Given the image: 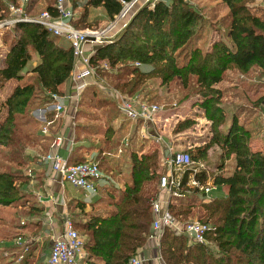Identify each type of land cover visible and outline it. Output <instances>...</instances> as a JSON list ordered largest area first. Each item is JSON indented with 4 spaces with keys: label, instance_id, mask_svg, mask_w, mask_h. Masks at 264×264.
I'll return each mask as SVG.
<instances>
[{
    "label": "trees",
    "instance_id": "trees-1",
    "mask_svg": "<svg viewBox=\"0 0 264 264\" xmlns=\"http://www.w3.org/2000/svg\"><path fill=\"white\" fill-rule=\"evenodd\" d=\"M79 1H73L71 12L82 9L80 17L69 20L76 30H96L100 22L90 18L94 10L99 9L101 18L109 23L122 10L118 0H86L83 4ZM253 1L219 0L227 13L219 24L213 22L218 25L215 32L219 39L209 50L201 46L209 25L202 0H157L153 6L147 3L141 7L118 36L106 39L90 56L95 80L129 97L142 92L150 79L159 80L160 86L179 81L182 89L191 88V93L196 94L199 100L195 105L211 122L210 141L188 153L194 161H207L209 150L218 148L221 164L214 184L225 187L227 192L207 204L191 201L168 207L179 222L198 220L209 225V231L205 234L206 244H198L165 228L158 242L163 264H264V153L251 150V132L239 125L236 118L224 126L222 94L215 88L229 70L244 76L258 70L260 76L264 75V8H249ZM54 2L45 10L56 18ZM14 3L9 0L5 6V0H0V21L10 18L7 7ZM30 9L31 4L25 8L27 14ZM13 32L16 37L10 43L5 67L0 70V89L9 81L16 82L0 104V209L24 200L17 183L25 181V150L43 139L32 113L51 106L50 94L59 93L58 88L69 78L75 61L70 44L38 23H17ZM32 54L38 57V63L28 70ZM103 64L109 69L105 70ZM89 91L93 98L98 89L86 87L81 99ZM97 102L114 109L118 118L119 111L112 100L100 98ZM53 116L54 113H45L47 121ZM193 125V121L185 120L177 124L173 133H182ZM105 135L111 148L113 128ZM229 160L233 164L225 174L223 164ZM84 161L80 155L70 156L67 164ZM157 170L156 151L140 156L131 152L129 177L116 200L114 194H109L108 212L87 217L83 212L85 204L76 206L80 217L85 216V221L72 219L73 228L85 237V264H128L144 248L151 234L152 202L159 192ZM28 258L22 264H34Z\"/></svg>",
    "mask_w": 264,
    "mask_h": 264
},
{
    "label": "crops",
    "instance_id": "crops-1",
    "mask_svg": "<svg viewBox=\"0 0 264 264\" xmlns=\"http://www.w3.org/2000/svg\"><path fill=\"white\" fill-rule=\"evenodd\" d=\"M52 1L53 0H42V2H44L42 10H45L46 6ZM18 2L19 0L15 1V3ZM35 2L36 4L34 5H42L41 0H36ZM256 2L262 5L264 4L262 0H256ZM200 3L203 4L205 2ZM143 6V4L138 6L136 10L130 15V19ZM29 15L34 17L38 15V13L33 14V12L30 11ZM76 15L77 12L74 13V19H76ZM130 19L125 21L118 20L116 25L109 31L110 35H112L109 38L104 39H113L118 36L122 29L128 24ZM111 23L108 22V26L106 28H109V25ZM105 40L101 44L107 42ZM101 44L95 42H86L83 46V52L85 53V56L90 57L95 49ZM32 56L33 59L28 65V70L36 66L38 63V57L35 54H32ZM76 66L77 69L83 68V65L79 61H76ZM257 80L259 81L257 82ZM94 81V77L87 78V87L90 85L94 87ZM11 82L15 81H9L8 84ZM100 83L102 84V87L100 89L104 90L103 82ZM72 87L73 86L70 78H68L65 83L59 86L58 95L62 97L70 96L73 93ZM145 88L148 87L146 86ZM215 88L222 94L223 108L225 112L224 126H228L231 119L236 118L239 125L244 126L251 132V150L253 152L264 153V77L262 79L260 78V72L258 70H253L247 76L241 75L235 70H231L225 73L224 78L215 85ZM232 90L236 91V94H234L232 97L230 95L226 96L228 91ZM104 91H106L107 94H110L111 91L115 90L110 89V92H108L107 90ZM143 91L135 94L134 96H137L142 100L146 98L149 103L152 102V98L149 99L148 97L143 95ZM10 93L6 96V98L10 95ZM109 99L112 100L118 108L117 102L113 98L109 97ZM238 101L239 103H241V101H243V103L245 102L244 106H240L236 109H232L230 106V110L232 109V111L229 112L230 110L227 109L228 105L230 103H236ZM74 102V100H62L63 105L67 109V117L56 118L54 115L51 121L46 120L45 114L42 121L38 120V117H35L39 123V128L42 134L41 138L43 139H41L40 143L36 146L27 148L25 150V155L28 157L27 164L22 168V173L25 177V181L17 183L19 189L24 195V200L21 203H18L16 206L0 209V256H8L9 253V256L7 257L8 260L4 257V260L6 259L7 263L10 262L11 264H22L26 256L29 255L27 261H34V264H39L40 262H42L43 264H47L46 258L49 254L51 238L61 234L64 231V221L66 219H68L72 224L73 217H80V212L78 211V209H76V206L78 204H85V209L83 212L87 215V217H90V215H104L106 212H108L111 208L109 206V194H114V199L116 200L119 195V191L123 189L124 183L129 177L131 152H137L138 156H140L141 154L148 155L153 151H156L158 155V177L161 173L166 172V167L162 165V159L169 154V142L165 141V139L162 137L163 134H160L159 132H162L160 128L161 125L164 122H168L170 119L165 118V120H163L164 116L159 117L160 113H158L155 116L153 123L149 124L148 126L149 128L147 138H143L140 134V121H131L124 118L118 108V118L121 120V122H124L127 125H121L120 122H116L114 135L120 133L122 134L123 138L121 139V143L118 148L111 151L115 150L116 152L113 154V156L116 157L118 155L117 157H120V154H118V150L120 149L122 153L123 149L129 147L130 152L126 163L127 170L125 172L126 175L124 174L125 178L123 180H120V183L115 185L112 181L116 175H121V173L118 174L116 171V173L113 174V172L109 171L110 173H108L107 175V173H105V168H101L102 178L97 182L96 192L84 193L82 190L76 189L70 184H68L69 187H66V181L61 180L58 174L53 175L51 165L48 162L42 161V157L51 152L58 153L62 158L66 159V161L70 158V156L78 157V155H80L83 158L86 156V153H84V149L82 147L81 149L78 148V146H80L81 144L74 140L76 135L75 128L73 129V127L70 126V112L74 109L73 107L76 106ZM197 107L199 108V110H202L198 105ZM203 117V120L196 121L190 118H181L180 120L176 121L175 127L178 123L185 120H191L194 123H201L202 121V128H205L206 126L209 127V135H207V137H209V140L207 142H209L212 138V133L210 131L211 122L207 120L204 112ZM43 127L47 129L46 133H43ZM166 132L169 133V130H167ZM184 132L178 134L173 133V135L174 137L178 135L183 136L182 134ZM58 135H62L64 141L62 146H60L59 148H55L54 139L55 136ZM206 143H203L197 147L202 148ZM154 144L160 145V148H158ZM191 147L192 146H189L185 150L190 148L189 150L191 151V149L193 148ZM108 154H110V152ZM85 161H88V159H85ZM199 162L205 165L214 184V177L216 173L211 174L209 168L206 166L207 161L199 160ZM28 171H31V173H28ZM214 187V190L211 191L208 197H205L201 192H198L197 190L188 189V191L185 193V197L177 201V203L181 202V204H186L188 202L195 201V203L198 202L200 204H207L216 197L224 196L220 192V186L215 185ZM159 193L160 190L158 192V195ZM166 200L167 195L162 194L161 201L163 209H166ZM19 236H21L26 241L28 251L23 255V259L18 262L17 256L21 253L22 247L15 246L14 240ZM32 239L35 241H32ZM45 241L48 245V254L46 255V257H42L40 253L41 248L43 247L42 244H44ZM155 250L156 255H154ZM84 253L86 255L85 250ZM137 256L142 260L143 264H159V261L157 259L159 256L158 242L156 240H148L144 248L138 251Z\"/></svg>",
    "mask_w": 264,
    "mask_h": 264
},
{
    "label": "built area",
    "instance_id": "built-area-1",
    "mask_svg": "<svg viewBox=\"0 0 264 264\" xmlns=\"http://www.w3.org/2000/svg\"><path fill=\"white\" fill-rule=\"evenodd\" d=\"M30 1L31 0H19L18 3L8 4L7 11L10 18L0 21V28L9 27V29H13L15 25L20 22H35L42 25L53 35L64 38L70 44L75 60L74 68L69 76L73 86V93L67 97H62L53 93L50 94L52 100L51 106H53L55 117L64 118L67 117V109L63 105L62 100H74V103L77 104L82 92L88 85L86 82L87 78L95 76V69L89 64L90 57L85 56L83 52L84 44L90 42L88 41V37L90 36L95 37V43L99 44L105 40V37L89 29L76 30L69 23V20L73 19L74 16L71 12V5L74 0H55L53 8L57 14L56 18L52 17L47 10H42L34 17L29 14L27 15L25 6H27ZM118 1L121 3L123 10L128 8L132 0L128 3L122 0ZM134 1L137 2L138 0ZM156 1L157 0H146L143 5L149 3L153 6ZM126 15L127 11L121 14L119 18L123 19ZM118 16L116 18H118ZM76 61H79L83 65L82 69H77ZM134 65L138 66V63ZM102 67L105 70L109 69L106 64H103ZM110 95L117 102L119 111L124 118L131 121H140V134L143 138H147L148 126L153 123L155 116L162 108L156 104L144 101L137 96L129 97L117 91H111ZM46 132L47 129L43 127V133ZM63 141L62 135L55 136L54 147L59 148L62 146ZM189 149L190 148L174 153L170 152L168 156L162 159V165L166 167V172L159 175L158 184L160 193L152 202L151 211L153 221L151 225V234L148 240H156L159 242L164 229L169 228L177 235L183 234L187 236L193 243L206 244L205 234L209 231V225L198 220H189L184 223L179 222L168 211V206L176 205L177 201L185 197V193L188 189L197 190L205 197H208L215 188L205 165L199 161H194L188 153ZM118 154H121L120 149L118 150ZM42 161L48 162L53 172H56L61 180L66 181L76 189L82 190L84 193L96 192L97 182L102 178L99 164L90 160L68 165L66 159L62 158L56 152H51L44 155ZM28 173H31V171H28ZM162 194L167 195V200L165 201L166 209H163L162 206ZM32 241L35 240L32 239ZM84 241L85 238L80 235L73 228L71 222L66 219L64 221V231L51 238V245L46 263L85 264L86 255L84 253ZM14 245L22 247V254L18 256L19 262L28 251V247L26 246V241L21 236L15 238ZM157 259L159 264H163L160 256H158ZM128 264L143 263L136 255L129 260Z\"/></svg>",
    "mask_w": 264,
    "mask_h": 264
},
{
    "label": "rangeland",
    "instance_id": "rangeland-1",
    "mask_svg": "<svg viewBox=\"0 0 264 264\" xmlns=\"http://www.w3.org/2000/svg\"><path fill=\"white\" fill-rule=\"evenodd\" d=\"M16 1V0H14ZM36 0H31L29 4H31V12L33 14H39L40 11L43 9V4L41 0L42 5H34L36 4ZM86 0H80L79 4H83ZM260 1V0H258ZM9 2V0H5V6ZM204 6L207 8L203 11V14L205 16L206 21L209 25L206 26L204 32L206 33L204 42L201 43L202 48L204 50H209L210 46L213 42L217 41L219 39L218 34L215 32V29L218 28L217 24H213V22H220L222 18L227 13V8L225 5L221 4L219 0H202ZM38 3V2H37ZM40 3V1H39ZM202 4V3H201ZM202 4V5H203ZM34 5V7H33ZM264 8V4L257 3L256 0L250 3L249 8H253L254 10ZM212 13H209V10ZM216 13H213L215 12ZM82 13V9L77 10L76 19L80 17ZM4 14H6L4 12ZM213 16H217L214 17ZM92 20L94 18H98L97 20L100 22L98 26H96V30H94L97 33H100L107 28V20H103L101 18V11L99 9L92 11L91 17ZM113 23V22H112ZM111 23V24H112ZM110 24V25H111ZM219 24V23H218ZM109 25V26H110ZM217 26V27H216ZM16 35L13 32V29L7 28H0V70L5 67V58L6 54L8 52L10 43L15 39ZM109 41V40H108ZM104 42V41H103ZM64 43H68L67 41H64ZM230 71V70H229ZM228 72V71H227ZM264 75H261L260 78L262 79ZM224 78V77H223ZM259 80H257L258 82ZM95 87L98 89L97 94L92 98L91 97V91L87 92L83 98L77 102L76 106H74L73 110H71L70 115V126L75 128V138L80 146L78 148L81 149V147L84 149V153H86L87 158L90 161L96 162L100 165L101 168H105V173H110L109 171L113 172V174L121 173V175H116L113 179V183L116 185L120 183V180H123L125 178V172L127 170L126 163L128 160V155L130 152L129 147H126L123 149V152L119 155L120 157H115L113 154L116 152L111 151L113 149L118 148V146L121 143V139L123 138L122 134H115L113 139V146L110 148V143H106L105 140L107 138V135H105V132L109 128H113V131H115L116 122H120L121 125H127L124 122H121L119 118H116L114 116L113 111L114 109H108L103 104H98V100L100 98H112L110 94H107L106 91L110 92V88L103 87L104 90L100 89L102 87V84L99 81H94ZM148 84V85H147ZM148 88H144L143 95L148 97L149 99L152 98V104H156L160 106L162 109L159 112V117L164 116L163 120L165 118L170 119L168 122H164L161 125V131L160 134H163L162 137L165 139V141L169 142V153H174L178 151L185 150L187 147L192 146L191 150L195 151L197 146L206 143L209 140V127L206 126L205 128H202V121L195 122L194 125L186 130L182 135L183 136H176L174 137L172 131L174 130L176 121L180 120L181 118L185 119H192L194 121L196 120H203V112L202 110H199L197 107V102L199 98L196 96L195 93H191L192 89L189 88L188 90L182 89L179 81L174 80L166 85L160 86V82L157 79H150L145 84ZM15 82H11L8 84V82L5 84V86L0 89V104L4 102L6 96L11 92V90L14 88ZM191 90V91H190ZM236 94V91H228L226 96H233ZM144 99V98H143ZM81 101V102H80ZM144 101L148 100L145 98ZM229 101V100H228ZM230 102V101H229ZM236 102V103H230L227 107L228 110H230V106L232 109L239 108L240 106H244L245 102L243 103ZM80 104V105H79ZM38 109V111H35L33 113V118L37 121H42L44 119L45 112L53 113V106H50L46 109ZM232 109L229 111L231 112ZM40 110V111H39ZM112 110V111H111ZM175 114V115H173ZM107 115H110V119ZM175 116V117H174ZM35 117H38L37 119ZM69 119V118H68ZM62 120V119H61ZM38 122V121H37ZM69 126V127H70ZM165 129V130H164ZM207 129V130H203ZM169 130V133L166 131ZM73 139V138H72ZM156 145V144H154ZM158 148H160V145H156ZM116 147V148H115ZM4 151V150H3ZM5 152V151H4ZM110 152V154H108ZM220 150L216 147H213L210 149V151L207 154V163L206 166L209 168V171L211 174H215L218 169V164H221L219 159ZM1 163L3 165L7 166V163L3 160H1ZM230 164H233L232 161L225 162L224 168L222 169V172L227 174L230 172ZM219 170V169H218ZM221 172V170H220ZM23 174V173H22ZM125 174V175H124ZM53 175H57L56 172H53ZM124 175V176H123ZM65 186L69 187L68 183L65 182ZM220 192L225 195L226 189L221 187ZM200 204V203H199ZM201 205V204H200ZM77 220H84L85 216L83 217H77ZM196 219V218H193ZM43 247L41 248V255L42 257L48 254V245L45 241L44 244H42ZM154 255H156V250L154 251ZM27 255L26 257H28ZM4 257L7 259V256L1 255L0 256V264H11L10 262L7 263L6 259L4 260ZM8 260V259H7ZM39 264H43L40 262Z\"/></svg>",
    "mask_w": 264,
    "mask_h": 264
},
{
    "label": "water",
    "instance_id": "water-1",
    "mask_svg": "<svg viewBox=\"0 0 264 264\" xmlns=\"http://www.w3.org/2000/svg\"><path fill=\"white\" fill-rule=\"evenodd\" d=\"M145 1L146 0H138L137 2L136 1H134V0H132L130 3H129V6H128V8L125 10V9H123L122 10V12H121V14H123L125 11H127V15H126V17L125 18H123V19H120L119 17L121 16V14L118 16V18H116V19H114V21H113V23L109 26V28H107L106 30H104V31H102V32H100L99 33V35L100 36H103V37H105V38H109L111 35H110V29L111 28H113L115 25H116V23L118 22V20H123V21H125V20H129L130 19V15L136 10V8L138 7V6H140L141 4H144L145 3ZM95 37H92V36H90V37H88V41H90V42H95Z\"/></svg>",
    "mask_w": 264,
    "mask_h": 264
}]
</instances>
